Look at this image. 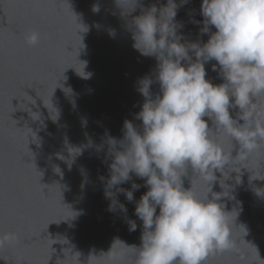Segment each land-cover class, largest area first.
Listing matches in <instances>:
<instances>
[{"label": "water", "instance_id": "water-1", "mask_svg": "<svg viewBox=\"0 0 264 264\" xmlns=\"http://www.w3.org/2000/svg\"><path fill=\"white\" fill-rule=\"evenodd\" d=\"M118 3L125 10L117 0H0V235L14 234L0 247V264H69L62 260L71 251L87 264L90 255L106 254L117 239L141 246L135 202L118 194L127 213L108 211V141L123 139L125 120L142 125L135 119L145 102L139 81H155L157 60L134 49L131 22L143 8L167 0H140L131 13L135 0ZM201 5L202 0H188L178 9L182 42L209 39L202 23L194 22L203 21ZM32 30L42 35L37 47L25 41ZM215 63L205 64L206 79L219 85L224 81L212 70ZM151 92L153 98L160 94L158 83ZM230 111L237 119L238 109ZM221 142L233 157L238 154V143L226 137ZM261 143L246 161H234L239 173L225 167L226 188L219 183L223 174L216 173L213 191L228 192L219 202L239 213L237 220L235 212L230 217L236 246L210 256L207 264H264V196L256 194L264 195V181L251 179L264 174ZM182 179L186 189L192 180L197 195H207L191 170ZM133 182L142 185L134 192L139 201L148 190L144 180L133 176L120 187L131 189ZM129 220L136 221V231L129 230ZM116 248L124 264H135L137 249L119 243Z\"/></svg>", "mask_w": 264, "mask_h": 264}, {"label": "clouds", "instance_id": "clouds-1", "mask_svg": "<svg viewBox=\"0 0 264 264\" xmlns=\"http://www.w3.org/2000/svg\"><path fill=\"white\" fill-rule=\"evenodd\" d=\"M186 3L153 4L131 22L133 47L157 60L156 76L155 81L151 77L139 81L145 102L135 119L142 121L141 127L125 120L123 139L108 141L112 162L105 197L111 201L110 212L128 211L118 194L135 202V216L143 227L141 246H126L117 239L106 254L90 255L87 264H124L118 243L138 250L135 264H207L210 256L236 246L230 217L235 212L237 220L239 213L226 211L219 201L228 192L215 193L213 188L217 172L223 174L219 183L226 188L225 167L239 168L233 170L239 173L234 161H246L264 142V0H202L203 21L194 22L202 23L207 42H182L183 25L176 16ZM139 4L135 0L128 13ZM41 39L37 30L25 35L30 47L39 46ZM211 61L216 62L212 70L224 81L219 85L206 79L205 64ZM154 82L160 87L155 98ZM236 109L234 119L230 110ZM205 117L213 121L215 131ZM222 137L239 144L235 157L233 151H225ZM189 170L208 189L204 198L193 190L192 180L190 189L184 187L182 178ZM133 176L144 180L143 187L148 189L139 201L134 192L142 185L133 182L131 189L120 187L133 181ZM251 179L264 181V174ZM256 194L264 196L257 190ZM128 223L130 231L137 230L135 220ZM13 239L12 233L0 235V247ZM80 256L71 251L62 261L73 264L75 258L74 264H81Z\"/></svg>", "mask_w": 264, "mask_h": 264}]
</instances>
